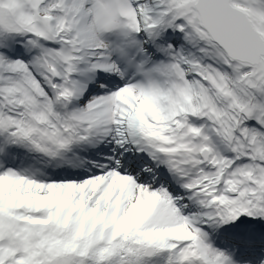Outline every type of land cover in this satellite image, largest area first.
<instances>
[{
	"label": "snow or ice",
	"instance_id": "snow-or-ice-1",
	"mask_svg": "<svg viewBox=\"0 0 264 264\" xmlns=\"http://www.w3.org/2000/svg\"><path fill=\"white\" fill-rule=\"evenodd\" d=\"M0 264H264V0H0Z\"/></svg>",
	"mask_w": 264,
	"mask_h": 264
}]
</instances>
